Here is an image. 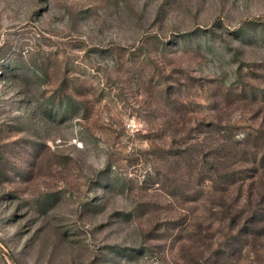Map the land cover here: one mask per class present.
I'll list each match as a JSON object with an SVG mask.
<instances>
[{
    "label": "rangeland",
    "instance_id": "374dc122",
    "mask_svg": "<svg viewBox=\"0 0 264 264\" xmlns=\"http://www.w3.org/2000/svg\"><path fill=\"white\" fill-rule=\"evenodd\" d=\"M0 264H264V0H0Z\"/></svg>",
    "mask_w": 264,
    "mask_h": 264
}]
</instances>
